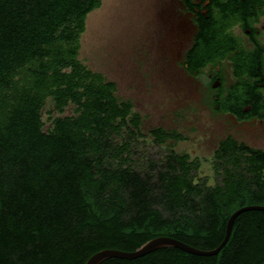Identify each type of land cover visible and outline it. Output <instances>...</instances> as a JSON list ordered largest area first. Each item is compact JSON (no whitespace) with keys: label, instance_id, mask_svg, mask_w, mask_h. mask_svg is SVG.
<instances>
[{"label":"trees","instance_id":"trees-1","mask_svg":"<svg viewBox=\"0 0 264 264\" xmlns=\"http://www.w3.org/2000/svg\"><path fill=\"white\" fill-rule=\"evenodd\" d=\"M100 1L0 0V264H83L158 235L212 249L234 210L264 205V147L228 136L209 157L175 150L162 141L182 133L143 132L115 81L79 58ZM141 138L164 150L137 160ZM99 264H264V210L240 211L216 253L162 246Z\"/></svg>","mask_w":264,"mask_h":264},{"label":"flooded vegetation","instance_id":"flooded-vegetation-1","mask_svg":"<svg viewBox=\"0 0 264 264\" xmlns=\"http://www.w3.org/2000/svg\"><path fill=\"white\" fill-rule=\"evenodd\" d=\"M149 4L153 28L145 50L154 54L149 63L163 83L175 85L179 96L195 100L193 110L207 112L211 152L228 136L264 147L257 144L264 142V0ZM160 126L182 133L173 125ZM184 139L165 137L162 143L174 148ZM178 151L199 154L195 148Z\"/></svg>","mask_w":264,"mask_h":264},{"label":"rangeland","instance_id":"rangeland-1","mask_svg":"<svg viewBox=\"0 0 264 264\" xmlns=\"http://www.w3.org/2000/svg\"><path fill=\"white\" fill-rule=\"evenodd\" d=\"M152 14L149 0H101L86 15L78 56L91 69L115 81L116 93L130 99L132 108L140 113L143 132L149 126L173 125L185 137L175 150L195 148L200 155L209 157L212 148L206 144V128L211 121L207 112L193 110L195 100L179 96L181 92L175 85L163 83L159 70L149 63L154 54L145 46L152 33ZM71 110L68 106L64 113ZM135 146L139 153L133 156L142 161L145 156L157 157L165 147L148 138H141ZM200 173L209 180L213 178L209 162L202 163Z\"/></svg>","mask_w":264,"mask_h":264},{"label":"water","instance_id":"water-1","mask_svg":"<svg viewBox=\"0 0 264 264\" xmlns=\"http://www.w3.org/2000/svg\"><path fill=\"white\" fill-rule=\"evenodd\" d=\"M251 208L264 210V205L249 204V205L241 206L237 208L236 210H234L230 214L226 222L225 233H224L223 239L216 247L212 249L197 248L175 237L168 236V235H158V236H154V237L147 239L142 244H140L138 247H136L134 250H121V249L112 248V247L101 248L93 252L90 256H88V258L85 260L83 264H99L103 259L110 257V256L133 258V257L142 255L146 252H149L155 248L162 247V246H176V247L182 248L183 250H186L192 253H197V254L216 253L218 249L226 242L230 234L231 227H232L235 216L240 211L245 210V209H251Z\"/></svg>","mask_w":264,"mask_h":264}]
</instances>
